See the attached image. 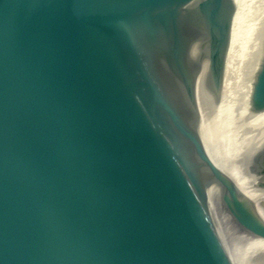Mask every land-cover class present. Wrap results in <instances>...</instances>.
Returning a JSON list of instances; mask_svg holds the SVG:
<instances>
[{"label": "water", "instance_id": "obj_1", "mask_svg": "<svg viewBox=\"0 0 264 264\" xmlns=\"http://www.w3.org/2000/svg\"><path fill=\"white\" fill-rule=\"evenodd\" d=\"M0 264H264V0H0Z\"/></svg>", "mask_w": 264, "mask_h": 264}]
</instances>
